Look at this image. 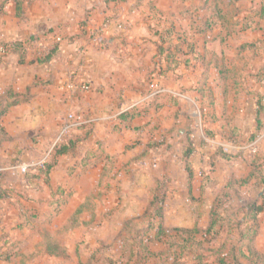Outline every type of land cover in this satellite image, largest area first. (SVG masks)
<instances>
[{
    "label": "crops",
    "instance_id": "1",
    "mask_svg": "<svg viewBox=\"0 0 264 264\" xmlns=\"http://www.w3.org/2000/svg\"><path fill=\"white\" fill-rule=\"evenodd\" d=\"M19 1L21 15L15 0L1 5L0 43L47 33V60L0 54V164L41 157L68 112L78 124L67 136L74 149L56 158L48 181L0 174V226L14 243L0 264L67 263L69 255L80 264L89 241L79 233L50 245L49 217L58 220L49 227L77 233L123 215L140 234L131 256L139 264L147 248L158 261L170 247L167 264H264V138L256 155L247 148L264 124V0ZM215 6L224 20L208 28ZM159 44L175 56L165 74ZM79 79L87 90L70 87ZM189 99L202 110V134L242 148L228 154L206 143ZM153 150L175 157L159 222L149 205L163 159L145 168ZM149 217L150 245L141 238L150 227L140 225Z\"/></svg>",
    "mask_w": 264,
    "mask_h": 264
},
{
    "label": "rangeland",
    "instance_id": "2",
    "mask_svg": "<svg viewBox=\"0 0 264 264\" xmlns=\"http://www.w3.org/2000/svg\"><path fill=\"white\" fill-rule=\"evenodd\" d=\"M166 1H168V0H166ZM179 1L181 2L183 0H179ZM169 31H170V29L167 30V32H169ZM45 35L43 37H39V38H46L44 41V45L39 46V48H40V49H38L39 51H35V52H34V50L27 51L28 53L30 52L32 58H36L39 61L44 59L47 56V33ZM0 45H1V43H0ZM38 52H43L42 54H44V55H38ZM0 54L1 55H7V53H2V52H0ZM159 60H160V58H159ZM40 62H44V61H40ZM160 70H162V68H160ZM158 72H159V74H165L166 73V72L161 73V71H158ZM72 82H73V80H72ZM189 104H190V106H192V110L194 111L193 118H194V122H195L194 124L196 127L195 129H197L201 133V138L203 139L202 128H204V126L199 124V120L201 118H203L202 117V110L193 100H190ZM4 106H6V105H4ZM198 111H200V113ZM67 116H68V114H67ZM184 132H186V130ZM192 137L193 136H192V132H191V135H189V144L191 146H193L192 145L193 142L191 141ZM168 144L171 146L173 144V142L170 141ZM170 146H168L167 148H169ZM168 151H170V150H168ZM163 153H164L165 157L163 156L161 158L159 156L161 154V152L157 151V150H153V154H152L153 155L152 156L153 162H151L152 165L149 164L148 167H145L147 171L149 168L156 170L158 168L157 164H161V159H163V162H162L163 169L157 170V177H156L157 179L153 183L152 188L150 190L151 194L154 197L153 198L154 199L153 205H151V204L149 205V208L150 209L152 208L151 209L152 210V213H151L152 216L153 215L155 216V214L157 212V208L159 206L164 208V206L166 205V202H168L167 199H168V197H170L168 195L170 194V191L172 189L171 188V186H172L171 179L173 178V176L175 174V168H173L174 161H175L174 155L172 154V152L170 155H167L166 152H163ZM175 155H177V154H175ZM157 159L160 161V163L159 162L157 163L155 161ZM13 203L15 205L19 204L17 200L16 201L13 200ZM61 207L62 206H60L59 204L54 205L55 214L59 213ZM157 215L158 214H156L155 220H156V222H159L158 220H161V218ZM127 216L128 215L116 216L114 218L112 216L111 218H109L110 222H107L100 229H96L93 231H91V230H85L84 231L83 230V231L77 232V233L75 231L60 232V230H57V228L53 229V226L56 225V223H54L55 218L49 217L50 222H47V225L51 226V224H52L53 226L52 227L47 226V243H50V245L52 244L53 246H55L57 244L56 242L58 241L59 238L64 239V240L68 239V241L70 242V241L75 240L77 234L81 233V234H83V237L85 240V241L83 240L84 245H85L86 241H89L90 245H92L91 243L94 241L98 242L97 244H99V243L100 244L98 247H93L90 245L85 247L84 253H83V258L85 261L81 262L80 264H139V261L134 260V258L131 256H132V254H134V248L132 246L134 244L133 242H135L136 238L139 237L140 234L136 235V233H137L136 231L130 230V229H136L137 226L135 227V225L130 224L129 221L122 222V220L124 218H126ZM104 219H108V218H106V216H104ZM131 221H133V220H131ZM150 221L153 222L152 218H150V217H149V219L145 218V219L141 220L140 225L147 226ZM55 222H58V220ZM125 222L127 223V225L125 224ZM155 226H156V224H155ZM148 227H150V228H148V232L146 233L145 236L142 235L141 238H142V240H147L149 245H150V243H152L153 238H154V236H153L154 230L153 229L151 230V228H153V226L151 224L148 225ZM5 232L8 234L9 240H12L9 231L6 230ZM162 233L163 232H160V235ZM168 237H170V233H168ZM6 245L11 246L10 243H6ZM93 245H95V243H93ZM149 245H148V247H149ZM9 246H7V247H9ZM6 248H3V249H6ZM11 248H12V246H11ZM163 251H165L163 253V255H164V258H166V259H163V260L160 259L158 261H155V257H153V255L150 254L151 250H149V248H147L145 250V255L142 259V264H164V263H166L165 261L169 260V257H171V255H172V248L170 247L169 250H163ZM93 255L95 257H93ZM97 256H99V259H97ZM66 258L69 260V262H67V263H62V262H59L55 259L49 258V259H47V262L30 263V264H77L78 263V262H76V260H74L73 256L69 255ZM144 258H145V261H144ZM180 264H186V263L180 262ZM187 264H189V263H187Z\"/></svg>",
    "mask_w": 264,
    "mask_h": 264
},
{
    "label": "built area",
    "instance_id": "3",
    "mask_svg": "<svg viewBox=\"0 0 264 264\" xmlns=\"http://www.w3.org/2000/svg\"><path fill=\"white\" fill-rule=\"evenodd\" d=\"M55 44H59L62 41V37L59 35H54L52 37ZM46 38H32L28 39L24 42V47L26 49V52L29 50L39 51V46L44 45V41ZM13 47V42H5L0 45V52L2 53H9L11 52V49ZM41 51V50H40ZM83 51V50H82ZM81 51V52H82ZM43 52H38V55H44ZM79 85L83 89H88V84L85 82V80H73V83L70 84V87ZM76 86L74 88H76ZM160 90L155 89L150 93L145 94L140 100H137L128 109L135 108L136 106H139L141 103H144L150 99V97L154 96ZM201 111V110H200ZM200 111H198L200 113ZM78 124L75 112L70 111L67 116V120L63 123L61 130L59 134L56 136V138L53 140L51 145L48 147V149L43 153V155L37 159L32 160H20L13 163H7V164H0V174L11 172L12 174H18L21 176L23 181H26L28 178V175L30 174H38L42 171H45L47 168L48 161L52 158L53 153L55 152L56 148L66 140L67 136L70 134L71 130ZM199 124L202 125V118L199 120ZM203 140L210 144L211 146L216 147L217 149L222 150L224 153H233L241 149L242 147H238L232 143L219 141L215 139L214 137H211L207 135L204 131L202 134ZM264 138V124L261 128L260 133L258 134L257 138L247 147L249 149V153L252 155H255L258 152V146L260 140ZM20 201V198H17ZM0 245L3 246V248H6L9 245H6V243H12V240H9L8 234L5 232V229L0 226ZM7 239V240H6Z\"/></svg>",
    "mask_w": 264,
    "mask_h": 264
},
{
    "label": "trees",
    "instance_id": "4",
    "mask_svg": "<svg viewBox=\"0 0 264 264\" xmlns=\"http://www.w3.org/2000/svg\"><path fill=\"white\" fill-rule=\"evenodd\" d=\"M16 1V5H17V15H21L22 13V8H21V4H20V1L19 0H15ZM233 1H237V0H233ZM7 2V0H4L3 2L0 3V9H1V5L2 3H5ZM220 20H224V16L221 12V9L217 6H215L213 8V13L211 15V18L207 21V24H206V27H212L214 26L215 24H217L218 22H220ZM171 45H167V46H164L163 44H159L158 45V54L157 56L160 59V61H165V66L162 68L161 73L162 72H167L171 69H173L174 67H172L170 64L173 63L175 61V56L174 54L170 51L171 50ZM167 49V51H166ZM11 51H14V52H18L19 54V61L20 62H24L25 61V57H26V49L24 47V42L22 40H16L13 42V47L11 49ZM43 61L44 60H47V56L42 59ZM6 107L1 109L0 110V116L4 113ZM75 144H76V141L73 140V139H66L64 142H62L55 150V152L53 153V156L52 158L48 161V164H47V168L45 171H42L38 174H30L28 175V179L30 178H33V177H40V178H43L45 180L48 181L49 179V174L53 168V166L55 165V160L56 158L61 155V154H65V153H68V152H71L74 147H75ZM188 152L186 153V155H189L191 152H192V148L193 146L189 145L188 147ZM160 206L157 208V212H159L160 210ZM0 237H1V234H0ZM12 246V248H11ZM11 246L7 247L6 249H3V246L0 245V258H3V259H7L9 260L11 258V256L13 255V249H14V243L12 242L11 243ZM151 254V252H150ZM164 264H167V263H164ZM172 264H180L179 262H174Z\"/></svg>",
    "mask_w": 264,
    "mask_h": 264
},
{
    "label": "water",
    "instance_id": "5",
    "mask_svg": "<svg viewBox=\"0 0 264 264\" xmlns=\"http://www.w3.org/2000/svg\"><path fill=\"white\" fill-rule=\"evenodd\" d=\"M181 132H183V130H180ZM263 194H264V192H263Z\"/></svg>",
    "mask_w": 264,
    "mask_h": 264
}]
</instances>
